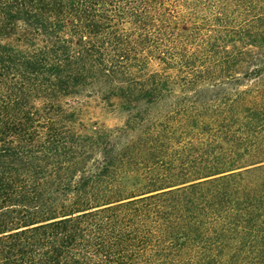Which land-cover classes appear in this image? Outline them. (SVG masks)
I'll list each match as a JSON object with an SVG mask.
<instances>
[{"label": "trees", "instance_id": "trees-1", "mask_svg": "<svg viewBox=\"0 0 264 264\" xmlns=\"http://www.w3.org/2000/svg\"><path fill=\"white\" fill-rule=\"evenodd\" d=\"M263 60L264 0H0V264H264V94L178 113L171 155L83 131L92 98L131 111Z\"/></svg>", "mask_w": 264, "mask_h": 264}, {"label": "rangeland", "instance_id": "rangeland-1", "mask_svg": "<svg viewBox=\"0 0 264 264\" xmlns=\"http://www.w3.org/2000/svg\"><path fill=\"white\" fill-rule=\"evenodd\" d=\"M263 61H254L253 64H249V67H264ZM210 83L211 81L204 80L202 82L203 86L197 90H184L175 86L171 93H166L163 96L161 101L152 105L141 104L137 109L131 111L123 110L118 105L109 106L92 98L85 108L86 113L83 119L85 127L83 131L92 132L96 128L104 127L111 135L118 136L121 139H142L157 137L161 134V136L171 138L165 139L170 141L167 142V147H163L159 151L162 154L171 155L180 150L185 139V135L180 132L178 126L181 119L178 113L199 109L201 104L211 111L221 102H225L234 96V93L237 92L235 89H247L251 97H259L261 93L264 94V70L261 71L259 77L253 75L243 76L242 73H239L232 77H219L217 83L220 85L217 87L212 86ZM130 113L132 115L141 114L145 119L137 121V123L128 122ZM167 128L172 129L174 134H167ZM151 162L152 160L140 164L141 162L138 161L134 169H130L128 172L130 175L129 181L133 182V178L139 172L145 171L142 169L163 166L161 163L154 166Z\"/></svg>", "mask_w": 264, "mask_h": 264}]
</instances>
